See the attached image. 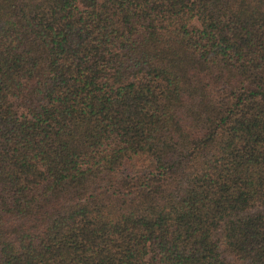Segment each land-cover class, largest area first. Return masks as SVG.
<instances>
[{
  "label": "trees",
  "instance_id": "16d2710c",
  "mask_svg": "<svg viewBox=\"0 0 264 264\" xmlns=\"http://www.w3.org/2000/svg\"><path fill=\"white\" fill-rule=\"evenodd\" d=\"M0 264H264V0H0Z\"/></svg>",
  "mask_w": 264,
  "mask_h": 264
}]
</instances>
